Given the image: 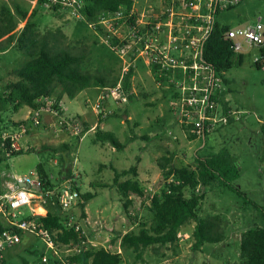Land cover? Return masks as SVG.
Instances as JSON below:
<instances>
[{
  "label": "rangeland",
  "instance_id": "1",
  "mask_svg": "<svg viewBox=\"0 0 264 264\" xmlns=\"http://www.w3.org/2000/svg\"><path fill=\"white\" fill-rule=\"evenodd\" d=\"M3 4L10 5L16 12L18 7L27 11L28 15L34 10L33 21L42 32L60 26L72 35L68 36L71 44L89 43L92 53L85 63L88 68L112 69L118 77L123 74L125 64L121 53L111 48V39L109 43L98 36L93 39L96 33L104 37L108 34L98 26H91L88 23L90 21L75 18L64 9L38 4L37 0H0V6ZM136 6L138 12L150 9L159 12L162 0H138ZM259 16L264 17V0H247L220 13L218 20L232 28L253 23ZM17 17L18 29L26 23V19L19 15ZM119 28L120 31L125 30V27ZM10 52L12 57L0 60L1 87L16 80L13 70L24 60L15 46ZM139 54V50L129 49L125 57L130 61ZM243 54V63L225 72V77L229 80L225 91L229 105L233 109L246 112L229 127L217 130L205 138L192 137L189 133L186 135L169 108L166 90L154 80L150 66L144 61L145 56L141 55L133 65L134 74L131 79V91L136 97L127 103H117L111 99L105 102L108 105L107 112H117V115L110 117L107 128L114 131L121 141L126 140L129 149H117L109 142L101 143L96 137V127L91 129L95 126L92 123L101 118L93 108L101 94V87L94 86L82 92L78 99L66 98L68 112L76 114L86 109V121L81 117L85 126L81 134L70 130L55 133L42 121L41 125L27 124L26 131L17 139L21 148L42 149L43 146L67 143L70 149H62L59 152L42 149L9 158L6 161L9 168L5 166L6 162L0 167L1 181H15V175L30 174L40 163L44 164L45 170L56 184H65L72 178L77 179L81 192L96 193L88 203L85 217L81 215L80 205L77 204L73 210L88 233V247H106L113 252H119L123 258L121 264H240L241 237L251 228L264 227V214L245 203L244 198L236 192L218 183L211 187L202 186L195 190V193L205 194V199L198 209L199 217L219 214L224 218V241L206 243L201 248L194 249L193 231L197 221L191 219L180 227L178 239L174 243L150 245L140 251L123 247L121 237L131 231L139 232L141 223L149 225L153 213L150 200L142 202L134 199L128 209L124 206L126 199L114 183V171L110 166L129 168L138 162L140 155L143 163L142 166L140 164L141 171L143 176L147 177L143 181L145 188L152 194H160L173 180V177H164L158 165V160L163 155L175 151L177 165H190L194 168L199 156L227 147L237 156L240 171L234 184L252 200L264 206V130L256 118L259 116L264 119V64L261 68L256 64L261 55L258 48L246 47ZM25 112V109L14 112L12 107L3 112L5 122L1 124L3 128L0 134L12 135L20 132L21 125H15L13 121L16 120L14 118L24 117ZM140 125L141 128L138 129ZM41 134L46 135L41 137ZM143 135L151 138L145 139ZM107 143L108 146L105 145ZM109 147L114 148L115 152L107 149ZM63 156L67 160L66 167ZM104 163L107 164L103 165ZM184 192L187 197L193 194L189 187H185ZM28 213L29 208L26 207L24 215ZM29 250L45 252L44 241L26 233L22 243L6 251V264H23L24 259L28 260L29 264H54L51 261L43 262L39 254ZM138 253L141 255L138 256Z\"/></svg>",
  "mask_w": 264,
  "mask_h": 264
},
{
  "label": "trees",
  "instance_id": "2",
  "mask_svg": "<svg viewBox=\"0 0 264 264\" xmlns=\"http://www.w3.org/2000/svg\"><path fill=\"white\" fill-rule=\"evenodd\" d=\"M45 0H37L38 4H43ZM122 5L130 9L133 0H86L84 13L90 22H96L105 12H115ZM57 9V8H54ZM35 11L28 15L27 11H22L17 7V12L8 4L0 6V52L8 50L15 46L23 56V62L13 70L16 80L7 82L0 86V130L1 124L5 122L3 112L8 108L15 111L24 106L32 109L27 119L13 121L15 125L27 124L32 121L34 112L43 105L44 97L56 96L61 100L64 96L74 98L80 91L90 87H113L120 77L114 75L112 69L97 68L95 70L86 66V61L92 53V48L88 44H71L63 28L58 26L55 29H48L44 32L38 29L33 21ZM17 15L26 19L24 27L16 31L19 20ZM230 28L229 25L216 21L215 27L205 44L204 57L211 63L218 72H226L233 66H240L243 63L244 54H236L231 48V44L223 37L225 31ZM261 52L264 55V48ZM259 68L264 64L263 59L257 60ZM133 67L125 75L123 84L129 92L130 100L136 97L132 89ZM227 83V80H225ZM168 95V91H165ZM227 107V102H223ZM127 112V110H125ZM117 115V112H110L105 118ZM104 118L101 117L100 121ZM195 137V135H191ZM96 137L102 142H109L117 149H123L125 144L112 131H105L96 127ZM148 138V136H143ZM0 138V167L9 159L21 154L30 153L42 149H52L59 152L62 149H70L69 144L62 143L59 146H43L37 148H20L19 150L11 147L10 138L5 146H1ZM175 152H168L158 160V165L162 174L166 178L173 177L168 187L160 194H155L149 198L153 218L148 225L141 223L139 232L131 231L121 237L123 247L132 248L140 251L141 248L150 245L174 243L178 239V232L181 226L191 219H196L193 236L194 249L201 248L206 243H220L225 240V220L219 215L198 216V209L205 199L204 193H195L199 186L211 187L218 183L227 187L243 197L245 203L264 214V206L258 204L238 188L234 181L239 177L240 171L237 163V156L227 147L221 148L217 152H210L207 155L199 156L194 168L190 165L179 166L175 163ZM64 167L67 160L62 157ZM139 160V158H138ZM9 168V163H5ZM43 163L37 166L41 178L46 187L54 188L58 184L53 181ZM71 172V170H68ZM130 175L126 180L121 177ZM137 165H132L128 169L118 170L114 168V183L120 189L123 197L126 199L124 206H128L139 199L142 202L146 200V188L143 183L137 179ZM1 186V179H0ZM73 186L80 190V199L78 205L81 207V215L86 216L87 203L96 196L94 192H81V186L77 179L73 180ZM189 187L193 194L187 197L184 188ZM47 215L42 216L41 220L50 230H62L58 232L56 241L66 244L71 241H78L79 235L73 229H67L64 225V216L56 197L49 198L47 204ZM130 218V212H128ZM240 264H264V227L251 228L244 232L241 237L240 245ZM31 251V250H29ZM42 259L44 252L34 250ZM141 254L138 253V256ZM49 259L54 263V259L49 255ZM73 260L82 261L92 259V264H121L122 255L119 252H113L109 248L101 247L85 251L72 257ZM2 264H6V260ZM23 264H29L24 259Z\"/></svg>",
  "mask_w": 264,
  "mask_h": 264
},
{
  "label": "built area",
  "instance_id": "3",
  "mask_svg": "<svg viewBox=\"0 0 264 264\" xmlns=\"http://www.w3.org/2000/svg\"><path fill=\"white\" fill-rule=\"evenodd\" d=\"M244 1L247 0H162L159 12L153 9L138 12V0H133L130 9L122 5L115 12L103 13L98 21L88 22L108 34L104 40L109 43L111 39V48L121 53L125 64L118 83L113 87H102L93 108L100 117L105 118L110 113L106 111L108 105L105 102L108 99L117 103L129 102V92L123 81L142 55L146 58L145 63L150 66L154 80L168 91L169 108L186 135L189 133L196 138H205L240 120L246 112L224 106L225 73L218 72L205 59L204 50L218 15ZM85 3L86 0H45L43 5L67 10L73 17L89 21L84 13ZM120 26L125 27V30L120 31ZM223 37L236 54H243L246 47L258 48L261 54L258 60L263 59V16L246 26L229 28ZM129 49L139 50L140 54L128 61L125 55ZM42 102L44 105L34 112L30 124L41 125L43 120L40 112L47 109L56 119L55 124L51 125L55 133L70 130L81 134L84 131L81 117L65 113L62 101L56 96L44 97ZM257 120L264 130V119L257 116ZM27 124H20L21 130L16 134H0L1 146L4 147L10 138L11 147L19 150L21 147L17 139L26 131ZM14 177V183L8 185L7 189L0 186V264L6 260V251L22 243L26 233L44 241L46 251L42 257L43 262H49L51 255L54 264H92V259L80 262L72 259L90 249L88 233L73 211L80 199V190L73 186L75 179L50 188L45 186L37 169L30 174ZM145 191V201L155 195L147 189ZM51 197L57 198L64 216V225L78 233V241L68 244L57 242L58 232L62 230L50 231L42 222L41 217L47 215L46 204ZM26 207L29 213L24 215Z\"/></svg>",
  "mask_w": 264,
  "mask_h": 264
},
{
  "label": "crops",
  "instance_id": "4",
  "mask_svg": "<svg viewBox=\"0 0 264 264\" xmlns=\"http://www.w3.org/2000/svg\"><path fill=\"white\" fill-rule=\"evenodd\" d=\"M24 25L25 24H23V25H21L18 29H16V31H20L23 27H24ZM63 28V27H62ZM63 31L65 32V30L63 29ZM65 34L67 35V36H69V37H71L72 35L70 34V33H67V32H65ZM82 36V35H81ZM100 37V38H102V40H104V36H102V34L100 35L99 33L97 34H95L94 35V38L93 39H95V37ZM87 43V42H86ZM89 44V43H88ZM11 48L12 47H10L8 50H6V51H3V52H0V60H2V59H4V57H12L13 55H11ZM10 52V53H9ZM14 57H15V55H14ZM225 79L227 80V83H226V85H228L229 84V80L225 77ZM133 85V84H132ZM88 89L89 88H86V89H83L82 91H80L74 98H80V95H81V93L82 92H86V91H88ZM91 89V88H90ZM225 91H226V89L224 90V92H223V101H225V102H227V107H229V108H232V106H230L229 105V103H228V101H227V99H226V97H225ZM66 98H67V96H64L62 99H61V101H62V103H63V105H64V110H65V113H70V112H68V110H67V108H68V106H67V104H66ZM86 101H88V100H86ZM21 109H25L26 110V112H25V115H24V117H22V118H20V119H17V118H14V119H16L15 121H20V120H24L23 118H25V119H27L29 116H30V114H31V112H32V109L29 107V106H24V107H22V108H20L19 110H21ZM233 109V108H232ZM18 111V110H17ZM128 111V110H127ZM14 112H15V110H14ZM70 114H72V113H70ZM75 115H78V116H80V117H83V120L84 121H86V118H85V115H86V109H82L79 113H76ZM28 116V117H27ZM40 116H41V118H42V120L47 124V125H49L50 127H51V125L52 124H55V121H56V119L54 118V116L50 113V112H48V110L47 109H43L41 112H40ZM27 117V118H26ZM129 117H131V116H129ZM5 118V117H4ZM256 118H257V116H256ZM110 121V117L108 118H104L103 120H96L94 123H92V124H95V126H93V127H91V129H93L94 127H97V126H100V128L101 129H103V130H105V131H112L110 128H107V125H108V122ZM164 121V119L162 118V122ZM236 121H234V122H232V123H230L229 125H227V126H225V127H222V128H220V129H218L219 131L220 130H222V129H224V128H227V127H229L230 125H232V124H234ZM259 122V121H258ZM123 122L121 123V125H122V127H123V129H124V132L126 131V129L124 128V126H123ZM141 128V125L139 126V128L138 129H140ZM112 132H114V131H112ZM216 132V131H215ZM115 133V132H114ZM157 133V132H156ZM116 134V133H115ZM44 135H46V134H41V137H43ZM144 136V135H143ZM145 136H148V135H145ZM119 138V137H118ZM151 137L150 136H148V138H146V139H150ZM54 140V139H53ZM124 144H125V146H124V149L126 150V149H129V146H127V141L125 140V141H122ZM101 143H104V142H101ZM106 143V142H105ZM106 146H108V143L107 144H105ZM26 148V147H25ZM107 149H110V151L112 150V152H115L114 151V148H107ZM230 150V149H229ZM231 151V150H230ZM173 152H175V151H173ZM176 153V152H175ZM175 157H176V155H175ZM138 158H139V160H138ZM138 158H137V160H138V162L136 163V165H137V167H138V177H136L137 179H139L142 183H143V185H145L144 184V179H147V177L146 176H143V173H142V171H141V166H142V160H141V156L139 155L138 156ZM105 164H107V163H104L103 165H105ZM140 164H141V166H140ZM135 165V164H134ZM131 167V166H130ZM110 168L114 171V168H116V169H118V170H123V169H128V168H118V167H116V166H114V165H111L110 166ZM131 176L130 175H126V176H124V177H121V180H126V179H128V178H130ZM14 183V181H5V182H2L1 181V187L2 188H6L7 189V187H8V185H11V184H13ZM92 200V199H91ZM89 203V202H88ZM88 203H87V205H86V210L88 211Z\"/></svg>",
  "mask_w": 264,
  "mask_h": 264
},
{
  "label": "water",
  "instance_id": "5",
  "mask_svg": "<svg viewBox=\"0 0 264 264\" xmlns=\"http://www.w3.org/2000/svg\"><path fill=\"white\" fill-rule=\"evenodd\" d=\"M38 189H40V188H38Z\"/></svg>",
  "mask_w": 264,
  "mask_h": 264
},
{
  "label": "bare ground",
  "instance_id": "6",
  "mask_svg": "<svg viewBox=\"0 0 264 264\" xmlns=\"http://www.w3.org/2000/svg\"><path fill=\"white\" fill-rule=\"evenodd\" d=\"M40 211V210H39Z\"/></svg>",
  "mask_w": 264,
  "mask_h": 264
}]
</instances>
